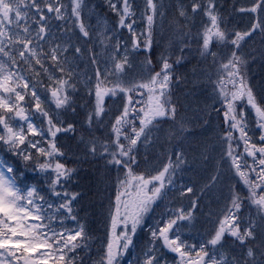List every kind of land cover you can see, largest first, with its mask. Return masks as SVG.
<instances>
[{
	"label": "snow or ice",
	"instance_id": "6c2138e0",
	"mask_svg": "<svg viewBox=\"0 0 264 264\" xmlns=\"http://www.w3.org/2000/svg\"><path fill=\"white\" fill-rule=\"evenodd\" d=\"M105 3L110 23L90 0H0V146L43 178L21 186L0 163V264H122L149 215L157 219L140 264H264V94L250 74L252 46L264 47V0L177 3L155 63L162 0ZM193 50L210 101L207 138L190 153L173 90ZM61 136L105 173L115 169L99 246L75 187L80 165L69 163L80 157ZM197 231L200 241L185 238Z\"/></svg>",
	"mask_w": 264,
	"mask_h": 264
},
{
	"label": "trees",
	"instance_id": "16d2710c",
	"mask_svg": "<svg viewBox=\"0 0 264 264\" xmlns=\"http://www.w3.org/2000/svg\"><path fill=\"white\" fill-rule=\"evenodd\" d=\"M162 2L165 4V6L168 8V16L165 18V21L163 23V29L162 33L160 34L158 30V35L155 39V43L153 45V63H155L156 58L158 57L159 50L163 51V45L166 43L167 39H169L172 35V24L174 21V6L178 3V0H162ZM226 3L230 2V0H226ZM162 39H165L166 41L162 43V47L159 46L160 41ZM255 51H252L250 54L254 55L260 51V53L264 52V47L261 46V43L259 41L256 42L254 46ZM259 53V54H260ZM186 63L187 66H190L192 68L186 67L182 64L181 66H178L180 72L187 74L190 71H199V65L203 66L201 62V58L194 52L191 55L187 57V59L183 62ZM255 64H259V59L254 60L251 63V67H254ZM186 67L187 69H184ZM195 71V72H197ZM180 78L178 77L177 80ZM176 89V95L180 99H176L178 103V111L185 115L189 121H190V128L192 130V136L194 139L197 138L195 141L200 142L199 140L204 141V135L206 134L204 126L202 124V120L205 119L204 117V111H203V103L205 102L206 97L201 94V90L203 88L196 89L193 86L192 80H186L183 83L177 84V86L174 88ZM189 89H192L194 93H190ZM174 91V90H173ZM200 92V94H199ZM197 94V95H196ZM208 94V93H207ZM83 95V93H81ZM190 95V96H189ZM209 100L207 99V102ZM81 102V118L83 115V108H82ZM74 121L79 124L80 120L78 117H73ZM165 128L168 127V125L164 126ZM103 132V128H101L99 131H95L94 135L99 137L101 136ZM163 133H161L162 135ZM61 142L69 149L70 152H77L79 155V160L75 159L74 157H69V163L70 164H77L80 165V171L78 174V180L79 183L75 185V187L82 189L84 195L82 198V214L84 212L89 213V227L91 232L97 237L95 243L96 246H99L100 243H102L104 237H105V227L102 219V209L107 203V197L110 191H112V188L109 183V178L113 177L115 175V169H112L105 173V170L103 168V163L101 160L96 159L92 160L91 157H84L82 151H80L77 146L75 145V142L70 137L61 136ZM187 140V139H186ZM181 142V137L177 136L174 140H172L173 144H178ZM201 142V143H202ZM187 142L184 141V146ZM160 151L159 147H156L154 149V152ZM3 152V151H2ZM153 153H150L152 155ZM6 155V154H5ZM7 156V155H6ZM10 156L7 157V159ZM6 159V160H7ZM10 159V158H9ZM72 166V165H69ZM96 255V249L91 253V256ZM85 264H90L89 259L90 257H84Z\"/></svg>",
	"mask_w": 264,
	"mask_h": 264
},
{
	"label": "rangeland",
	"instance_id": "374dc122",
	"mask_svg": "<svg viewBox=\"0 0 264 264\" xmlns=\"http://www.w3.org/2000/svg\"><path fill=\"white\" fill-rule=\"evenodd\" d=\"M90 2L93 5L96 6L97 13L107 14V19H106L105 23H110L112 21L113 16H112L111 13L108 12L107 5L105 3V0H90ZM179 2H187V0H178V3ZM90 23H92L93 25H95V23H96L95 17H93V19L90 21ZM173 23H175V19H174ZM162 29H163V27H160L158 25V27H157V33L154 36L155 38L158 35V30H159V32L161 34L162 33ZM109 35H111V33H109ZM124 39H127V33L126 32L124 33ZM165 41H166L165 39H162V41H160L159 46L162 47V43L165 42ZM121 43H123V40L121 41ZM159 52L161 53L162 51L159 50ZM194 52H195V50H194ZM160 53H158V56H159ZM259 53H260V51L258 53H256V54L254 52V55L253 56H255L256 62H257V59H259V64H255L254 67H251L250 68V74H251V78H252V83L254 85H256L258 93L264 94V57L261 59L260 56H259ZM150 55H151V58L153 59L154 52L152 51V53ZM141 59H143V56H141ZM182 64L184 66H186V67L192 68L190 66H187L186 63H182ZM182 64L177 65V67L178 66H181L182 67ZM86 66H87L86 63L83 64L82 67L80 69H78V71L83 72L85 70ZM186 67H184V69H187ZM201 67L202 66L199 65V69ZM177 69H178V71L180 70L179 68H177ZM195 71H197V70H195ZM195 71H193V72L190 71L189 73L185 74V76H186V78L188 80H192V82H193V84H194V86H195L196 89H199L200 90L203 87L201 85H198V84L195 83L196 78L199 75L200 70L197 71V72H195ZM82 80H83V77H82ZM209 92H210V90H208V89H204L203 88L201 90V94L204 95V97H206L205 102H207V99L210 101ZM199 94H200V92H199ZM41 96H42V98H45L46 99V94L45 93L41 92ZM174 96H175V99H180L176 95V89H174ZM205 102L202 104L203 106H204ZM250 118H251V113H250ZM252 132H253V134H255L256 130L255 129H252ZM161 133H163L161 135L163 137L164 132L161 131ZM196 139L197 138L194 139L192 136H189L187 138V140H185V142H187V143L185 144L184 147L190 153L196 152L197 149L199 148V146L201 145L202 140H199L200 142H196L195 141ZM0 151H3L2 154L0 153V163H3V164L6 163V165H8L9 167H12V168L15 169L16 174L18 176L19 183L21 184V186H23L24 184H29V183H33V182H39L41 184L43 183V178L42 177H39L38 174L35 173V172H32L30 170H27L24 167L23 162L20 161L11 152H8L2 146H0ZM8 156H10L9 157L10 159L8 158L7 161L4 162L3 161L4 158L5 157L7 158ZM156 219H157V217L155 215H149L146 218L144 225L142 226L141 229L138 230L137 235L134 238V247H132L129 250V253L126 256L123 257L122 264H140V261L142 259L143 253L146 251V249L148 247V244L150 242L149 229L155 226ZM203 226H205V222L204 221H201L200 223H198V226L197 227L200 228V227H203ZM195 234H199V233L195 232V233H192V234H186L185 238H189V235H190L192 239H195L194 238ZM141 235H142V237H143L142 239L144 241L143 242V245L141 243V239L139 238ZM140 248L143 249L142 252H140ZM165 252H166V250H165ZM172 255L173 254H171V253H167V257H162V259L163 258H171Z\"/></svg>",
	"mask_w": 264,
	"mask_h": 264
},
{
	"label": "flooded vegetation",
	"instance_id": "af4514ba",
	"mask_svg": "<svg viewBox=\"0 0 264 264\" xmlns=\"http://www.w3.org/2000/svg\"><path fill=\"white\" fill-rule=\"evenodd\" d=\"M199 229V228H198ZM197 233H199V234H195V236H194V238L195 239H192L193 240V242H198V241H200L201 239H202V233H200L199 231H197ZM257 246L259 247V241L257 242ZM234 252H235V254L239 257L240 255H241V253H242V249L237 245L236 247H234L233 249H232ZM256 259H257V261H260L262 258L258 255L257 257H256Z\"/></svg>",
	"mask_w": 264,
	"mask_h": 264
},
{
	"label": "bare ground",
	"instance_id": "6f19581e",
	"mask_svg": "<svg viewBox=\"0 0 264 264\" xmlns=\"http://www.w3.org/2000/svg\"><path fill=\"white\" fill-rule=\"evenodd\" d=\"M259 56H260V58L262 59V58L264 57V52H263V53H260ZM202 67H203V66H202ZM193 86H194V84H193ZM194 88H195V86H194ZM189 92H190V93H194V91H193L192 89H189ZM206 138H207V134L204 135V138H203L204 141L206 140Z\"/></svg>",
	"mask_w": 264,
	"mask_h": 264
},
{
	"label": "clouds",
	"instance_id": "9594fccd",
	"mask_svg": "<svg viewBox=\"0 0 264 264\" xmlns=\"http://www.w3.org/2000/svg\"><path fill=\"white\" fill-rule=\"evenodd\" d=\"M179 110V109H178ZM250 259V258H249Z\"/></svg>",
	"mask_w": 264,
	"mask_h": 264
}]
</instances>
